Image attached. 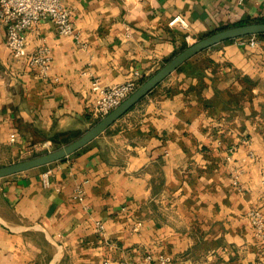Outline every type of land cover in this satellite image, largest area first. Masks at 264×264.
Returning a JSON list of instances; mask_svg holds the SVG:
<instances>
[{"label": "crops", "instance_id": "0c3cea01", "mask_svg": "<svg viewBox=\"0 0 264 264\" xmlns=\"http://www.w3.org/2000/svg\"><path fill=\"white\" fill-rule=\"evenodd\" d=\"M61 5L75 36L40 20L17 62L0 24V167L89 129L92 79L141 83L188 46L186 34L197 41L264 19V2L253 0ZM176 15L187 30L168 26ZM239 39L184 62L69 156L0 178V264H264V233L255 236L246 217L252 209L264 217V46ZM41 47L50 57L45 75L26 61Z\"/></svg>", "mask_w": 264, "mask_h": 264}, {"label": "built area", "instance_id": "2783aa9c", "mask_svg": "<svg viewBox=\"0 0 264 264\" xmlns=\"http://www.w3.org/2000/svg\"><path fill=\"white\" fill-rule=\"evenodd\" d=\"M244 0H234L238 5ZM255 2H264V0H253ZM40 20H48L56 30L59 36H75L71 14L68 9L61 5V0H0V24L5 30V47L9 56L14 61H20L25 57V32ZM170 28L179 27L187 30L188 26L185 20L180 16H173L168 21ZM184 41L189 45L195 40L189 35L184 36ZM239 44L243 47L257 48L264 46V36L250 35L239 39ZM29 68H36L41 75H45L49 68L50 57L48 50L41 47L38 50L28 54L26 57ZM133 75L138 77L137 72ZM140 85L135 80L125 81L117 85H103L98 79L94 78L90 82V92L93 97V103L90 114L94 123L106 116L113 109L120 105L136 88ZM12 141V139H10ZM228 150V160L232 154ZM50 171L45 170L40 174L42 186L50 185ZM83 192L77 189L75 198L82 201ZM246 217L250 223L252 232L255 236H262L264 233V217L256 209L250 210ZM97 229L102 230V226L96 223ZM139 224H136L132 231H137ZM162 261H168L162 258ZM100 264H111L108 259H103Z\"/></svg>", "mask_w": 264, "mask_h": 264}, {"label": "water", "instance_id": "95a60500", "mask_svg": "<svg viewBox=\"0 0 264 264\" xmlns=\"http://www.w3.org/2000/svg\"><path fill=\"white\" fill-rule=\"evenodd\" d=\"M250 35H264V22L236 25L230 28L215 31L198 39L193 44L186 46L183 50L179 51L171 59L166 61L150 77L141 82L136 90L124 101H122L119 106L95 122L77 139L50 152L0 167V178L28 171L33 168L42 167L69 156L103 133L109 126H111L134 105L139 103L144 96L153 90L168 75L179 68L184 62L213 45L223 41Z\"/></svg>", "mask_w": 264, "mask_h": 264}, {"label": "trees", "instance_id": "16d2710c", "mask_svg": "<svg viewBox=\"0 0 264 264\" xmlns=\"http://www.w3.org/2000/svg\"><path fill=\"white\" fill-rule=\"evenodd\" d=\"M252 23L253 22H264V19H259V20H256V21H251ZM251 22H247V21H244V22H240V23H238V25H240V24H246V23H251ZM256 36H259V37H261V36H264V35H256ZM186 47V45H183V46H181V48L179 49V51H181V50H183L184 48ZM144 81V80H143Z\"/></svg>", "mask_w": 264, "mask_h": 264}]
</instances>
